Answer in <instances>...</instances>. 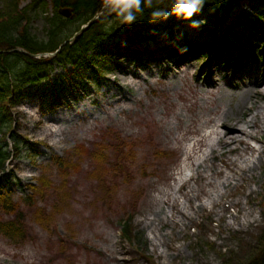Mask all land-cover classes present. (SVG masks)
Instances as JSON below:
<instances>
[{
  "label": "rangeland",
  "instance_id": "1",
  "mask_svg": "<svg viewBox=\"0 0 264 264\" xmlns=\"http://www.w3.org/2000/svg\"><path fill=\"white\" fill-rule=\"evenodd\" d=\"M31 1L20 0V7ZM238 22L243 24L232 28L249 26ZM44 28L43 16L32 33L44 38ZM180 29L189 40L198 33L189 23ZM227 29L218 33L222 42ZM160 31L163 40L167 34ZM203 36L213 39L208 31ZM123 54L112 59L124 60ZM199 56L177 66L170 60L146 67L122 61L88 88L66 81L68 102L58 108L48 109L38 95L12 107L15 129L38 152L23 147L7 163L17 182L3 176L8 200L0 202V222H15L20 230L13 238L0 233V264H240L258 248L264 133L246 138L251 148L231 146L239 151L225 158L233 164L221 161L231 147L213 156L212 147L219 148L214 139L190 158L186 150L211 126L256 116L250 108L264 104V95L246 90L252 78L248 86L228 75L209 85L208 73L201 72L210 58ZM227 68H219L220 77ZM90 71L82 68L73 79ZM65 72L55 67L49 79ZM256 79L264 89V77ZM130 217L134 235L123 240L121 221Z\"/></svg>",
  "mask_w": 264,
  "mask_h": 264
},
{
  "label": "trees",
  "instance_id": "2",
  "mask_svg": "<svg viewBox=\"0 0 264 264\" xmlns=\"http://www.w3.org/2000/svg\"><path fill=\"white\" fill-rule=\"evenodd\" d=\"M48 1L52 4L53 15H48ZM250 0H207L199 14H206L217 29L219 25L228 19L236 5ZM0 174L6 170V163L12 155L19 156L23 147H29L32 155L37 153L36 143L28 141L20 135L15 127L18 125L14 119L12 107L25 96L38 94L48 108L55 107L63 102L62 96L66 90L63 85L66 81L75 88L83 79L88 82L98 83L101 73L106 66L109 68L118 66L109 60L117 54L124 52L126 56L139 58L135 50L144 49L143 42H158V36L162 28L165 29L168 38L174 37L177 28L189 23L186 20L170 15L166 20L152 21L150 10H146L142 16L131 26L121 23L115 13L104 12L105 0H32L20 7V0H0ZM70 7L72 17L60 14L59 9ZM103 11L99 21L86 30L74 43L65 44L53 57H30L16 49L22 48L32 53L55 52L59 46L70 39L80 27L87 23L97 13ZM45 18V37L40 38L32 33L33 23L41 17ZM201 21V20H200ZM202 28V27H199ZM197 28V29H199ZM206 30H210L204 27ZM215 29V30H216ZM181 32V31H179ZM210 32H213L210 30ZM128 42L129 45L124 44ZM150 48L151 45L147 44ZM101 58V59H98ZM138 60V59H137ZM136 64L146 66V62L139 59ZM69 66L72 70L69 71ZM55 67L67 70L65 76L49 79ZM82 68L91 70V77L82 75L79 79V70ZM70 74V76H67ZM43 83V80H47ZM35 84V90L28 85ZM45 88H42V85ZM13 143V149L10 147ZM60 161V160H58ZM3 185L0 181V202L7 204ZM132 217L121 221L123 239H132L134 233L129 227ZM15 222H0V233L14 237L19 233ZM256 245L250 255L246 256L240 264H264V229L258 236Z\"/></svg>",
  "mask_w": 264,
  "mask_h": 264
},
{
  "label": "clouds",
  "instance_id": "3",
  "mask_svg": "<svg viewBox=\"0 0 264 264\" xmlns=\"http://www.w3.org/2000/svg\"><path fill=\"white\" fill-rule=\"evenodd\" d=\"M207 0H105L104 12L115 13L124 25L131 26L146 10H150L152 21L166 20L170 15L189 22L193 29L199 28L201 21L197 14L202 11ZM187 48L180 49L181 53Z\"/></svg>",
  "mask_w": 264,
  "mask_h": 264
},
{
  "label": "bare ground",
  "instance_id": "4",
  "mask_svg": "<svg viewBox=\"0 0 264 264\" xmlns=\"http://www.w3.org/2000/svg\"><path fill=\"white\" fill-rule=\"evenodd\" d=\"M99 13H103V11H101ZM99 13H97V14H99ZM101 17H102V15H101ZM255 88L256 89H254L251 92L252 96L255 97V96L260 95V94L264 95V89L262 88L261 84H260L259 88H257V87H255ZM252 110L257 111V115L250 117L249 119H247V118L242 119L240 122H238L239 125L235 124V123L230 124L227 121H222V122H220V124L217 125L216 128L211 126L212 128L211 127L208 128V130L206 131L205 134L197 135L194 139L193 144L188 148V150H186L187 158H190L192 156V153H194L198 149L199 146H202L204 144V141L207 140L208 138L214 139V141L219 146V148H217V149L216 148L214 149L212 147L211 152L213 153L214 157L217 155V151H219L221 148H223L224 145L231 147V146H234V145L239 144V143L240 144L245 143V144H247L246 148L247 147L251 148L250 144L248 143L249 140L247 141L246 138L254 139L255 137H259L260 133L261 134L264 133V104L256 105L255 108L251 107L249 114H251ZM245 114H246V112H245ZM259 115H261V116H259ZM209 122H212V121H209ZM254 126L258 127V128L254 129ZM184 141H185V138H183L182 142H184ZM237 149L238 148H236V147H231V150L224 151L222 154L223 157H222L221 161L222 162L224 161V163L227 165L233 164L232 161L227 162V159H225V158L228 157V153L236 152V151H238Z\"/></svg>",
  "mask_w": 264,
  "mask_h": 264
},
{
  "label": "water",
  "instance_id": "5",
  "mask_svg": "<svg viewBox=\"0 0 264 264\" xmlns=\"http://www.w3.org/2000/svg\"><path fill=\"white\" fill-rule=\"evenodd\" d=\"M59 12L61 15L65 16V17H72V15H73L72 9L70 7H63L59 10ZM101 15H102V13L97 14L96 16L91 18L86 24L82 25L80 30L78 32H76L69 40L64 41L60 45L59 49H57L55 52L32 53V52H29V51L22 49V48H18L16 50L18 52H22V53H24L30 57H34V58L55 56L65 44H67L68 42H71V43L75 42L80 35H82L87 29H89L94 23L99 21V19L101 18Z\"/></svg>",
  "mask_w": 264,
  "mask_h": 264
}]
</instances>
